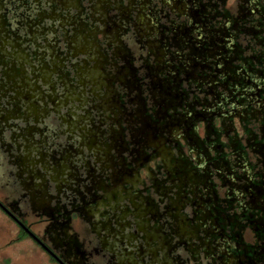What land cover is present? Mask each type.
I'll list each match as a JSON object with an SVG mask.
<instances>
[{"label": "flooded vegetation", "instance_id": "obj_1", "mask_svg": "<svg viewBox=\"0 0 264 264\" xmlns=\"http://www.w3.org/2000/svg\"><path fill=\"white\" fill-rule=\"evenodd\" d=\"M0 264H264V0H0Z\"/></svg>", "mask_w": 264, "mask_h": 264}, {"label": "rangeland", "instance_id": "obj_2", "mask_svg": "<svg viewBox=\"0 0 264 264\" xmlns=\"http://www.w3.org/2000/svg\"><path fill=\"white\" fill-rule=\"evenodd\" d=\"M23 246H25V243L13 244L11 246H8L7 250L14 253V254L19 255V254H21Z\"/></svg>", "mask_w": 264, "mask_h": 264}]
</instances>
